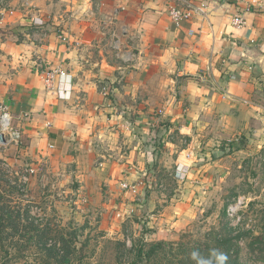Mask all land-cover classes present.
Here are the masks:
<instances>
[{
  "label": "crops",
  "instance_id": "crops-1",
  "mask_svg": "<svg viewBox=\"0 0 264 264\" xmlns=\"http://www.w3.org/2000/svg\"><path fill=\"white\" fill-rule=\"evenodd\" d=\"M253 1L0 0V103L22 128L26 154L91 160L106 142L123 147L124 136L128 163L151 160L173 128L147 119L156 83L264 143V0ZM184 2L204 5L207 17L177 27L168 9ZM59 68L66 76L49 88L45 73Z\"/></svg>",
  "mask_w": 264,
  "mask_h": 264
},
{
  "label": "rangeland",
  "instance_id": "rangeland-1",
  "mask_svg": "<svg viewBox=\"0 0 264 264\" xmlns=\"http://www.w3.org/2000/svg\"><path fill=\"white\" fill-rule=\"evenodd\" d=\"M97 69L88 71L92 75ZM155 85L157 97L147 119L173 128L167 142L156 143L151 160L128 163L124 136L121 150L106 142L91 160L89 152L69 160L34 158L26 154L28 143L13 121L21 139L0 144L2 202L9 185L16 187V196L9 193L14 209L29 223L51 226L54 240L61 235L75 239L88 264H131L130 250L142 243H175L176 249L181 242L212 244L211 232L226 223L238 241L241 262L264 264V246L251 245L254 237L263 236L264 242V143L228 132L224 117L199 108L200 102L174 87L164 95L163 84ZM124 116L135 118L129 110ZM132 186L137 193L130 192ZM25 255L15 264L41 263L34 245Z\"/></svg>",
  "mask_w": 264,
  "mask_h": 264
},
{
  "label": "trees",
  "instance_id": "trees-1",
  "mask_svg": "<svg viewBox=\"0 0 264 264\" xmlns=\"http://www.w3.org/2000/svg\"><path fill=\"white\" fill-rule=\"evenodd\" d=\"M18 148L20 150V147ZM15 189L16 187L9 185V192L4 191L5 202H2L3 195L0 192V264L18 263L26 256L25 251L31 245L39 250L40 264H88L84 261L85 257L76 249L75 239L67 240L61 235L62 239L54 240L55 230L51 226L41 228L29 223L22 212L14 209L12 204L16 200L13 195L18 191ZM17 199L22 204L23 199L21 197ZM228 227L226 223L220 231L211 232L212 244L189 247L181 242L177 249L175 243L170 245L142 243L139 247L134 245L130 250L131 256L133 255L131 264H243L237 251L238 241L230 236ZM251 245L264 246L263 236L254 237ZM179 252L184 254L182 259L176 257Z\"/></svg>",
  "mask_w": 264,
  "mask_h": 264
},
{
  "label": "built area",
  "instance_id": "built-area-1",
  "mask_svg": "<svg viewBox=\"0 0 264 264\" xmlns=\"http://www.w3.org/2000/svg\"><path fill=\"white\" fill-rule=\"evenodd\" d=\"M259 0H254V4L257 3ZM168 15L170 18L174 21L175 25L177 27H181L183 21L185 20H192L196 16H199L201 18L207 17V9L204 5L201 6H191L187 3H182L181 5H173L169 8ZM34 24L36 26H43V22L40 20L34 21ZM233 25L236 28H242L245 25V21L241 17H236L233 20ZM194 31L191 30L190 34H193ZM118 50H120V45H117ZM131 57L127 58V61H130ZM46 79L45 83L49 88H53L54 82L57 78V76L65 77V71L62 68H59L57 70H47L46 73ZM105 91V90H104ZM14 117L12 116L10 110L8 107L4 106L0 103V136H4L7 143L9 141H14L18 143V140L21 139V134L17 131H15L13 126ZM31 173H34V170H31ZM30 173V174H31ZM28 178L27 175L23 177V181L27 182ZM128 188V186H125ZM131 191L133 193H137L138 189L137 186L130 187ZM121 216V214H119Z\"/></svg>",
  "mask_w": 264,
  "mask_h": 264
},
{
  "label": "water",
  "instance_id": "water-1",
  "mask_svg": "<svg viewBox=\"0 0 264 264\" xmlns=\"http://www.w3.org/2000/svg\"><path fill=\"white\" fill-rule=\"evenodd\" d=\"M0 144L7 145V141L4 136H0Z\"/></svg>",
  "mask_w": 264,
  "mask_h": 264
}]
</instances>
